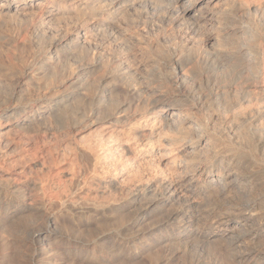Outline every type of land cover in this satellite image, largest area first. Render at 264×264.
<instances>
[{
    "label": "bare ground",
    "instance_id": "6f19581e",
    "mask_svg": "<svg viewBox=\"0 0 264 264\" xmlns=\"http://www.w3.org/2000/svg\"><path fill=\"white\" fill-rule=\"evenodd\" d=\"M202 1L169 0L172 10L180 8L174 20L183 22ZM69 2L0 0V24L5 19L18 20L27 8L49 9V17L33 25L26 39L47 38L42 58L53 60L52 64L57 61L56 66L66 59L69 73V78L59 75L55 65L39 73L42 63L33 61L23 71L16 69L21 77L10 82L8 100L0 97L1 232L11 233L6 226L16 225L26 215L47 229L57 225L47 234L31 236L32 254L40 257L38 264L50 263L47 259L51 263L134 264L138 258L142 263L168 264L170 259L160 254L171 246H206L226 264H264V121L256 123L264 117V0H224V7L210 14L197 9L201 25L217 14L227 23L193 45V55L186 51L184 39L171 44L165 57L158 56L160 49L153 43L157 39H146L139 30L131 32L129 39L134 38L149 58L140 62L141 70H133L135 63L131 64L133 40L116 34L123 20L127 23L128 0H80L73 10L68 9ZM241 13L250 15L253 25H243ZM55 14L74 23L73 38L48 27ZM90 21L95 37L120 46L125 54L112 49L107 53L106 45L92 44L95 47L90 49L91 41L83 37L89 51L82 57L85 45L79 35L90 29ZM107 21L111 27L103 28ZM3 32L0 29V39L9 38ZM79 58L90 64L91 78L78 79L70 69L68 61ZM148 61L152 65L147 66ZM206 66L221 74L203 93L197 76ZM106 75L112 80L109 87L102 84ZM43 84L50 88L36 93V98L14 102L23 88ZM129 99L135 110L119 116V107ZM78 102L81 107L67 114L63 124H52L51 119ZM206 102L208 115L202 117ZM241 119L247 120V127L239 132ZM78 121L80 129L69 135L72 147L63 144L49 159L42 157L45 154L39 145L32 147L39 148L34 151L19 147L18 138L28 139L31 133L50 138L61 130L71 134L67 129ZM212 121H219L217 132L211 129ZM85 132L94 137L90 143L77 139ZM76 161L89 171H75ZM38 172L46 178L37 177ZM128 213V224L117 228ZM67 223L79 231L92 226L107 231L98 243H85L77 235L58 230Z\"/></svg>",
    "mask_w": 264,
    "mask_h": 264
},
{
    "label": "rangeland",
    "instance_id": "374dc122",
    "mask_svg": "<svg viewBox=\"0 0 264 264\" xmlns=\"http://www.w3.org/2000/svg\"><path fill=\"white\" fill-rule=\"evenodd\" d=\"M69 1H70L69 2L70 6H69L68 9L69 10H73V6L76 5V3L79 2L80 0H69ZM90 1H95V0H90ZM128 1L129 2H127V6H126L127 7L126 9H127L128 13L126 12L127 13V17L125 18L127 20V23L125 22V20H123L125 23L122 21L123 22L122 23L123 26L120 25L123 28L119 29L118 30L119 32H116V34L122 39H129L130 38L129 36H130L131 32H137L139 30L137 33H139L140 35H143V37L145 36L144 38L149 39V37H151L149 40H152V41L157 39L156 43H155V41H153V43L156 44V45L158 44V49H160V50H158L159 51L158 52L159 53L158 56H160V54H161L162 55L161 57H163V55L165 57V54L168 55L171 52V49H170L171 48V44H173L175 42H177V43L180 42L181 43V42H184L185 40L188 41V42L186 41V44H187L186 47H185L186 51L189 50V55L191 53H192L191 55H193V50H194V48H196V46H193V45H199L201 43V41H203L204 38L207 35H212V34L215 33L213 31L215 29V27L219 28L221 26H224L227 23V21H225L223 19V17H222L223 15L222 14L214 15L213 16L214 20H213V18L212 19L211 18L208 19V22L206 23V25H201V22L197 20V12H198L197 9L198 10H200V9L201 10H208L207 12H208V14H210L209 12L212 13L213 11H216L215 9L223 8L224 7V0H220V1L216 2V5H214L216 0H210V2H209V0L202 1L197 7L194 8L193 11L189 12L188 14H186L187 16L186 15L184 16V18H186V19L183 22L174 20L178 16L177 12H180V8L179 7L176 8V11H175V9L172 10L171 7H170V4H169V0H128ZM134 2H136V3L134 4ZM128 3H129V5H128ZM179 6H181V5L179 4ZM200 6H201V8H200ZM205 6H206V9H205ZM216 6H217V8H216ZM220 6H223V7H220ZM48 10L49 9L40 10L37 7L27 8L26 10L23 11V13L20 12V15L18 16L19 17L18 20H15L13 18H11L10 20L9 19H5V21L0 24V26H1L0 29L2 31H4L3 33H5L6 35H9V38H7V39H0V78H1L0 79L1 80V83H0V97H2V98L4 97L5 99L7 98L6 100H8V98L10 96L9 92L11 91L10 82L16 83L14 81L16 79H17L16 81H18V78L21 77V76L18 75V72L23 71L22 69L25 70V68L27 67V65L29 63H31L33 61L42 63V68L40 69L39 73H41L43 69L45 70L46 68H48L49 65H53L54 66L55 63L57 64V61H55V60H54L55 62L52 64L53 60L50 61V60H46V59L42 58V56H43V55H41V54H43L42 50H45L46 47H47L46 45H44V43L47 44L46 42H48L47 38H43V40H41L42 38L41 39L38 38V39L31 40V41H30V39L29 40L26 39V36L29 38V36H28L29 33L28 32H29V30L32 29L33 25L38 24V22L40 21L41 18L49 17ZM41 13H43V14L41 15ZM128 14H130L131 17ZM10 15H11V13H10ZM58 15L59 14H55V17L53 19V23L49 24L48 27L50 29L53 28V30L55 29V30L59 31L61 36L65 35V36H67L69 38H73L75 36V34H76V32H75L76 27H74V25H73L74 23L73 22L69 23L67 20L65 21L62 18L61 19L58 18ZM67 15H69V13H67L66 16ZM195 15H196V17H195ZM241 16H242L241 17L242 19H245V20L240 19V21L242 20L241 22L243 23V25H245V24L247 26H248V24L249 25H253L250 22L251 20L248 19V16L250 17V15H248L247 13H241ZM56 18H58V19H56ZM133 20H136V21L138 20V21L137 22L135 21L136 22V24H135V22ZM172 21H174V22H172ZM217 21L220 22V24L217 23ZM222 21H224L225 23L222 22ZM192 22H193V24L195 22L194 26H193ZM89 23H91V21ZM129 23H130V25H129ZM143 23H145V25ZM210 23H211V25L214 26V28L210 25ZM222 23H224V24H222ZM125 24H127V25H125ZM92 25H93V23L90 24V26H89L90 29L89 30H88V28L85 30V33H84V31H82L80 33L79 41L81 43L84 41V40H82L83 37H86V41L87 42L91 41V42H89L90 46H88V47H90V49H91L92 44L93 45L95 44L96 46L99 44L100 48H102L103 45L104 46L106 45L105 47H103V49L106 50V52L108 51L107 53H110L111 50H109V49H112L113 50L112 52L115 53V54H117V53L118 54L120 53V54H123V55L125 54L126 50H122L120 46L114 45V43H110V41L102 40L101 37H99V36L95 37L93 34H95L96 31L93 32V30H91V26ZM111 25H112V22L111 21H107V23L103 26V28H105L107 26L111 27ZM128 25L131 26V27H128ZM135 25H137V26H135ZM171 25H173V26L171 27ZM196 25H198V26H196ZM199 25H200V27H199ZM203 26H205V27H203ZM197 27H199V28H197ZM128 28H129V30H128ZM133 28L135 30H131L130 31V29H133ZM182 34H184V35H182ZM229 36H230V38L232 37L231 35H229ZM229 36H227L228 40L230 39ZM202 37H203V39H201ZM93 40H95V41H93ZM129 40L130 41L133 40L134 45H135V46H133L134 48L132 47V49H133L132 56L133 57L135 56V57L133 58L131 56V58H130V60L133 59V62H131V64L134 65V63H135V66H133L134 68L133 67L132 68L134 70L135 67H139L140 70H141L142 69L141 65H139L140 62H143V61H145V60H147L149 58L146 59V53L142 49L139 48L140 44H137V42L135 43L136 40L134 38L133 39H129ZM242 42H244V41L242 40ZM84 43L85 42H83L82 44H84ZM213 44H215V42ZM86 45H85L86 48L83 47L84 50L82 49V53L83 54L80 52L82 54V55L80 54L82 57H84L85 54L89 51L88 50L89 48ZM41 46H43V47L45 46V47L42 49ZM110 46L112 48H109ZM93 47H95V46H92V48ZM210 47L211 46L209 45V48ZM228 49H230V48H228ZM39 50H41V52H39ZM120 50H122V51H120ZM141 54H143V55H141ZM140 58H143L144 60L140 59ZM80 59L83 60V58H79L75 62L69 60L68 63H70V65H71L70 69H72V72L74 71L76 73V74L74 73V75L77 76L78 79H80V78L81 79L91 78L94 75V73L90 70L91 68H89L90 64L88 62L86 63L84 60L82 61ZM60 62H62V64H60ZM73 63H74V65H73ZM151 63H152L151 61L150 62L148 61L146 65L147 66H149V64L152 65ZM43 65H45V66H43ZM66 65H67V60L66 59L64 60V58H63L61 61H58V66L55 65V67L58 68V73H60L59 75H61L63 77L67 76L66 78H69V73L67 71L68 69H66ZM16 69L17 70L21 69V70H19L17 72ZM220 72L221 71L219 69L216 70L212 66L211 67H209V66L207 67L206 66L204 69H202V71L200 73L201 75L199 74V77L197 76V80L199 81L200 88L203 90L202 91L203 93H206L207 92L206 89H208V87L214 85L213 82L215 83V81L218 78H220V74H221ZM217 75H218V77H217ZM106 76L107 77L103 78V83L102 84H103V86L105 84V87H107V86L109 87L112 80H111V77L109 75H106ZM48 79L49 78H47V80ZM209 82H210V84H209ZM201 83H202V85H201ZM247 83H250V81H248ZM46 86L49 87L50 85L49 84H47V85L43 84V85H41V87L40 86H32V85L27 86V87L23 88V90H21L19 92V95H17L15 97L14 102L17 103V102H19L21 100L23 101L24 99H25V102H26V101L29 100L30 96H31L30 97L31 99H32V97L34 99V97L36 98V96H34V95H37L38 93L44 92V89L46 90L48 88ZM197 86H199V85H197ZM74 89L76 91L79 90L78 87H76ZM53 90L56 91V89H53ZM2 94H4V95L2 96ZM27 96H28V100H26ZM120 100L122 101L121 98H120ZM5 101L3 103H6ZM203 104H204L203 111L205 113H203V114L201 113V116L202 117H206L208 115L209 106H208L207 102L203 103ZM80 107H81V102L80 103L78 102L73 107L71 106L68 110H66L67 112L66 111L63 112V114L65 116L62 115V114H59L56 117H54L53 119H51L52 124L54 126H57V127L60 126L61 124H63L62 122L65 121V118H66L67 114L68 115L74 114ZM133 110H135L134 109V104L131 103V100L129 99L128 102L124 103L123 105L121 104V106L119 107V114H120L119 116H125V115H128V114H131L133 112ZM69 113H71V114H69ZM88 120L89 119H86V118L83 119V121H86L85 122L86 124L89 123ZM243 121H242V119L238 121L239 125H238L237 130H239V132L240 131H245V129L247 127L245 125L246 124L245 121L247 122V120H243ZM257 121H256V123H258V124L261 123L262 121H264V117L263 118L261 117L259 119V121L258 122ZM213 122L214 121H212L211 125H210V126H212L211 129H212V131L217 132L218 127H219V121L216 122V123H213ZM80 123L81 122H79V121L75 122L74 124H71L69 129H67L68 132L71 131L73 133H71V134L68 133L67 134L66 130H64V131L61 130V131H59V134H58V132L56 133L57 136L55 138L53 136L50 138L49 137L50 135H48L47 137H49V139H47V137H45L44 133L36 134V135H39V136H36L34 133H31V134L27 135L31 139L29 142H28L29 138L26 139V137L25 138L22 137L23 139L21 138V140H20V138H18V142L21 143L19 145V147H23L24 146V148H29L30 149V148H32L35 145L36 146L39 145V146H37V147L40 148V149L38 148L39 151H42L43 154H45V155L42 154L43 155L42 157H44V158L48 157V158H45V159H49L50 156H51V153L54 152V150H56V148L61 147L63 144H65V145L67 144L69 146H70V144L72 145V141H71L72 139L69 137V135L72 136V134H74V132H77L80 129V126H81ZM82 135L84 137H82ZM44 137L47 140H44L45 139ZM42 138H44V139L42 140ZM81 138L82 139L84 138V139L80 140ZM93 138L94 137H92V135L89 136V134L87 132L82 133V134L78 135V137H77V139L82 141V143H84V142L90 143L91 140H93ZM25 139L27 140L26 142L28 144H26V142L23 141ZM32 140H34V141H32ZM42 143H44V144H42ZM29 145L31 147H29ZM40 145H41V147H40ZM69 146H67V148ZM70 147H72V146H70ZM24 148H22V149H24ZM34 148H32L33 151H34ZM32 149H30V150L32 151ZM36 149L37 148H35V150ZM46 155H48V156H46ZM73 167H74L75 171L78 172V170H79L80 171L79 173H82L83 170H85L87 172L89 171L88 169H86V166L83 165L82 162L78 163L76 161V164L74 162V166ZM82 174H84V173H82ZM36 175H38L37 177H40L41 179L46 178L45 177L46 175H45L44 172H38V173H36ZM131 213H128L129 216L127 215L128 217L123 220L124 222L122 221V222H119V223L116 224L117 228L125 226V224L126 225L128 224L129 221H127V220L130 219ZM34 220L35 219H31V217L26 215L25 218L20 219V221H18V223L16 222L17 224L14 222V224H16L14 226H13L12 223H10V224L8 223L9 226L6 224L7 225L6 226L7 231L9 230V231H11V233H9V232L8 233L7 232H1V229H0V232H1L0 233L1 234L0 235V245H1L0 246V264H9V263L10 264H14V263L15 264H38L37 261H38V259L40 257H37L35 255L33 256V254H32L34 245H32V243L30 241L31 236H33V234L36 235L38 232L39 233H43V234H47L50 228L51 229L53 227L55 228L57 225H55L53 227L51 226L49 229H47L46 227H43V226L41 227L39 225L40 223L38 224V222H36ZM70 225H72V224H68L67 223V225L65 224V226L67 228L66 227H62V228L58 227V230H63V232L71 234V235H74V236L77 235L85 243L97 242L99 237H101L107 231V230H102L100 228H96L94 226H92L93 228L92 227H88L85 230L79 231V230H77L78 228L74 227L73 225L72 226H70ZM12 227H15L16 229L12 228ZM114 227H116V226L114 225L113 228ZM113 228H111V229H113ZM55 229H57V227ZM133 230H135V229H133ZM35 237L36 236H34V238ZM3 241H5V242H3ZM3 245H5L6 248L2 249ZM102 245H104V243H102ZM155 249L158 251V247L155 248ZM166 250H168V251H166ZM30 254H32V256ZM160 256H163V258H165V257L167 258L168 257L170 259L168 261V264H226V262L225 263L223 262L224 259L221 262L222 258L216 253L215 250L208 249V247H206V246L205 247H203V246L202 247L201 246L200 247H197V246H194V247L191 246L190 247V246H188L186 248L185 247L181 248V247H176V246H171V247H168V248L166 247V249L161 251ZM49 260L47 259V262H50L48 264H67L69 262V261L65 262V261H62V260H61L62 261L61 262L60 260H58V263H51L53 261H51V260L49 261ZM140 261H141L140 258H138V260H134L133 263L134 264L135 263L138 264ZM90 262L91 263H88V264H98V262H96V261H90ZM93 262H95V263H93ZM119 263H120L119 261H116V262H113L111 264H119ZM69 264H70V262H69ZM139 264H147V263L140 262Z\"/></svg>",
    "mask_w": 264,
    "mask_h": 264
}]
</instances>
